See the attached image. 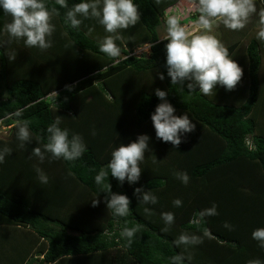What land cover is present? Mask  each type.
Returning <instances> with one entry per match:
<instances>
[{"label": "trees", "instance_id": "trees-1", "mask_svg": "<svg viewBox=\"0 0 264 264\" xmlns=\"http://www.w3.org/2000/svg\"><path fill=\"white\" fill-rule=\"evenodd\" d=\"M80 2L67 0L64 8L47 0L56 12L52 47L45 51L10 40L3 27L11 18L0 11V126L7 131L0 149H11L0 164V229L31 233L41 256L36 264L89 256H99L100 264H174L177 257L183 264L264 262V247L252 238L255 229L264 228V37L253 28L254 16L240 30L219 23L218 39L243 76L232 91L218 86L213 97H205L198 89L189 94L187 82L183 88L171 84L166 74V40L158 30L179 0H134L140 22L120 31L119 58L100 51L110 34L96 19H83L75 29L65 22L66 12ZM253 3L254 12L264 15V0ZM197 16L195 11L192 21ZM143 47L149 52L134 55ZM12 51L14 61L7 57ZM156 89L168 92L176 115L187 113L196 125L179 146L155 135L150 115L160 103ZM58 117L62 128L83 136L88 150L74 162L46 153L40 163L32 150H43L46 129ZM24 121L31 122V142L21 147L17 131ZM142 134L150 141L140 180L120 185L108 178L111 192L130 199L131 215L117 217L94 176L116 147ZM36 167L47 174V184L38 180ZM179 172H187V184L177 178ZM136 188L150 190L158 202L144 204ZM165 212L174 214L171 225L161 218ZM137 224L140 231L126 246L121 231ZM182 235L200 242L184 244ZM3 258L0 252V264Z\"/></svg>", "mask_w": 264, "mask_h": 264}, {"label": "clouds", "instance_id": "clouds-1", "mask_svg": "<svg viewBox=\"0 0 264 264\" xmlns=\"http://www.w3.org/2000/svg\"><path fill=\"white\" fill-rule=\"evenodd\" d=\"M61 7L67 8V0H57ZM194 6L198 12L195 20V29L190 31L180 23L176 15L166 18V34L164 40L165 68L171 84L185 86L192 94L196 89L203 96L213 97L217 87H223L226 91H232L241 81L243 69L229 55L227 47L212 34L218 23H222L229 30H240L252 12L255 11L253 0H194ZM134 0H81L65 14V22L72 28H79L83 19L94 18L103 26L107 35L100 43V51L110 58H119L121 48L117 45L121 30L128 29L140 22V12ZM0 11L11 19L3 27V32L10 40L23 41L27 48H38L45 51L52 47L51 36L55 31V25L51 22L55 9H49L47 0H0ZM264 37V31L260 33ZM16 52L8 53L9 60L14 61ZM163 81L165 75L158 74ZM160 103L155 107L150 119L155 130L156 137L172 146H179L186 134L195 130L196 125L189 115L184 113L176 115V108L168 101V92L156 89L154 92ZM57 95V94H56ZM21 112H16L17 117ZM19 123V121H18ZM30 121H24L18 127L17 138L20 146L31 142ZM59 117L51 123L47 131V143L43 146L33 148L32 155L38 158L40 163L46 159V153L51 158L63 159L74 162L83 157L88 147L82 135L71 132L68 128H62ZM95 133L93 132V135ZM150 137L139 135L134 142L127 145L120 144L111 152V159L106 165L99 169L94 176V183L106 189V207L111 209L114 216L128 217L131 215L130 199L127 195L111 192L108 178L111 176L120 185L127 182L129 185L136 184L141 177V162L145 159V153L149 150ZM11 155V149H0V164L5 157ZM38 180L47 184L49 178L44 171L36 167ZM110 173V174H109ZM182 183L187 184L189 176L187 172L176 173ZM134 194L144 204H156L157 196L151 191L136 188ZM99 203L92 202L93 206ZM175 206H180L181 201H173ZM213 206V214L214 213ZM144 212L151 215V210L145 208ZM161 218L167 225L174 222V214L165 212ZM225 227H230L225 224ZM141 225L124 227L121 237L131 246ZM252 238L264 247V228H257L252 232ZM180 242L184 244L199 243L195 236L182 235ZM174 264H183L182 258L177 257ZM249 264H264L259 259L249 261Z\"/></svg>", "mask_w": 264, "mask_h": 264}, {"label": "crops", "instance_id": "crops-1", "mask_svg": "<svg viewBox=\"0 0 264 264\" xmlns=\"http://www.w3.org/2000/svg\"><path fill=\"white\" fill-rule=\"evenodd\" d=\"M31 236V233L22 229H0V252L4 257L3 264H36L35 259L38 257L41 259V256L37 254L35 239ZM99 259V256L67 258L57 264H100Z\"/></svg>", "mask_w": 264, "mask_h": 264}, {"label": "rangeland", "instance_id": "rangeland-1", "mask_svg": "<svg viewBox=\"0 0 264 264\" xmlns=\"http://www.w3.org/2000/svg\"><path fill=\"white\" fill-rule=\"evenodd\" d=\"M254 1V0H253ZM255 9L258 7L257 5H254ZM196 11V8L193 3L189 2L188 0H179V2L174 5V7L169 8V10L166 11L167 15L165 14V18L169 15H176L180 23L184 26H186L190 31H193L195 29V21H192V16L194 12ZM256 14V15H254ZM250 15L254 16L253 17V28L256 29V32L261 33V30L264 31V15H260L257 12H252ZM249 19H247L246 23L248 22ZM245 23V24H246ZM219 23L217 26L214 28L212 34L215 35L217 38L220 37V31L218 29ZM223 29H226V27L223 25ZM159 34L160 38L163 39L165 34H166V28L164 25L161 26ZM226 33V32H225ZM232 35L230 33H226V35ZM148 47H143L140 49L135 50L134 55L139 56L143 53H148ZM264 67V65H263ZM7 134V131L3 126H0V136L2 137Z\"/></svg>", "mask_w": 264, "mask_h": 264}]
</instances>
